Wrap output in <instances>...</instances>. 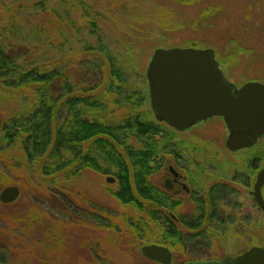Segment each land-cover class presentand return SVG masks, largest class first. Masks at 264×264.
<instances>
[{
    "label": "rangeland",
    "instance_id": "1",
    "mask_svg": "<svg viewBox=\"0 0 264 264\" xmlns=\"http://www.w3.org/2000/svg\"><path fill=\"white\" fill-rule=\"evenodd\" d=\"M219 4L223 6L219 12L198 20L205 9ZM92 18L97 20L95 37L89 25ZM83 39L94 43L105 40L110 55L123 56L125 46L130 47V55L143 74L158 48H213L223 74L232 83L264 84V0H0V41L26 68L61 67L68 81L77 83L81 73L76 66L91 57L83 49ZM107 52L104 50L103 55L108 56ZM96 55L104 62L99 74L105 84L98 91L110 101V111L135 113L126 106L128 103H123V108L113 105L118 96L106 92L109 63L101 54ZM134 77L132 74V85L136 83ZM35 102L32 87L14 89L0 85V194L7 186L18 185L21 191L14 203L0 202V264H159L142 256L144 242L136 239L124 222L118 221V230L98 229L95 223V227L82 226L88 221L81 212L73 211V202L93 198L115 213L144 216L136 207L124 205L114 197L119 186L117 181H107L112 175L88 169L72 179L65 178V172L44 176V160L30 161L22 141L9 146L2 138L6 122L15 115L31 112ZM228 134L225 121L217 116L192 131L178 133L176 141L180 144L175 148L181 155H164L160 171L151 178V183L164 191L165 171L169 167L178 164L186 172L188 183L203 195L198 191L188 196L169 192L183 200L177 209L182 216L198 215V197L206 198L205 212L207 217L211 215L207 192L213 183L203 182L206 178L217 180L224 175L226 185L234 191L219 202L220 220L205 222L203 228L208 233L202 239L195 237L173 250L175 264L220 260L241 254L252 245L264 246V211L250 193L255 176L248 188L233 181L240 177L247 158L258 148L232 153L225 146ZM259 142L264 148V139ZM198 174L200 178L194 180ZM79 194L82 196L75 198ZM81 202L82 206L84 201ZM167 214L173 215L168 211ZM80 222L81 226L77 225ZM149 225L154 233L146 232L148 237L154 243L160 241L158 225L152 221ZM51 233L53 239L49 238Z\"/></svg>",
    "mask_w": 264,
    "mask_h": 264
},
{
    "label": "trees",
    "instance_id": "2",
    "mask_svg": "<svg viewBox=\"0 0 264 264\" xmlns=\"http://www.w3.org/2000/svg\"><path fill=\"white\" fill-rule=\"evenodd\" d=\"M18 1L20 0H14L15 3ZM215 7L205 9L198 20L219 12L223 6L219 4ZM89 25L95 37L98 33L97 20L92 18ZM83 42V49L90 52L91 57L76 66L81 78L77 83H70L66 71L61 67L52 70L46 69L45 65L26 68L0 41V85L14 89L32 87L36 94L32 111L15 115L8 120L2 138L9 146L16 141H22V148L30 161L44 160V176L54 177L57 173L65 172V178L72 179L88 169L101 175L114 176L119 186L113 192L114 197L124 205L136 207L140 214H145L135 218L128 213H115L112 208L99 204L93 198H81L84 201L82 206L81 201L73 202L74 206L70 205L75 213L81 212L83 219L88 221L82 223V226L88 224L95 227V223L98 229L112 230L118 227V230L121 229L118 221H122L126 228L135 233L136 239L144 242V246L159 244L171 248L172 251L177 246L191 242L195 237H203V234L208 233L203 228L205 222L216 218L220 220L219 202L226 191H232V188L219 183L216 190L208 189L207 200L212 203L211 215L207 217L205 212L206 198L198 197L196 202L200 215L184 219L177 212L183 200L174 198L151 183L154 173L161 169L164 155L181 154L175 148L180 144L176 141L179 132L155 118L146 73L143 74L138 68V62L130 55L128 46H125L123 56H119L107 52L109 46L105 40V44L101 39L95 43L85 39ZM104 50L108 56L103 55ZM96 54H101L109 63L106 92L118 96L113 105L123 108V103H128L126 106L135 113L127 115L118 113L117 110L114 111L117 115H125L115 116L113 110L110 111V101L98 91L105 84V80L99 74L104 62ZM132 74L136 79L134 85L131 84ZM107 117L112 119H106ZM257 148L247 158V166L243 169L245 175L242 177L247 180L248 185L264 165V148L259 145ZM80 196L82 195L74 197ZM167 211L174 212L177 218L168 216ZM229 218L232 219L233 215ZM151 221L160 228V241L156 243L146 234L154 233L149 225ZM80 224L81 222L77 225ZM179 225L191 233L184 232ZM49 238L53 239L52 233ZM28 250L31 251V248L28 247Z\"/></svg>",
    "mask_w": 264,
    "mask_h": 264
},
{
    "label": "water",
    "instance_id": "3",
    "mask_svg": "<svg viewBox=\"0 0 264 264\" xmlns=\"http://www.w3.org/2000/svg\"><path fill=\"white\" fill-rule=\"evenodd\" d=\"M147 66L152 110L158 121L179 132L202 125L215 116L222 117L229 134L226 148L245 150L264 138V84L248 82L238 87L220 68L213 48H158ZM171 171L173 169L171 168ZM115 181L110 177L108 182ZM170 180L165 183L169 186ZM264 166L256 177L252 194L264 211ZM19 187H6L0 200L13 203ZM144 257L161 264H174L170 248L145 244ZM188 264H264V247L253 246L239 256L218 260H199Z\"/></svg>",
    "mask_w": 264,
    "mask_h": 264
},
{
    "label": "flooded vegetation",
    "instance_id": "4",
    "mask_svg": "<svg viewBox=\"0 0 264 264\" xmlns=\"http://www.w3.org/2000/svg\"><path fill=\"white\" fill-rule=\"evenodd\" d=\"M216 54V53H215ZM217 55V54H216ZM193 129H194V127H193ZM192 128L190 129V130H187V131H192L193 130ZM198 129H200V128H198ZM264 138H261V140H263ZM260 143V142H259ZM259 143L257 142V144H255L254 146L255 147H257L258 145H259ZM226 146V145H225ZM254 146H252V147H254ZM252 147H249V148H247V149H245L244 151L246 152V150H250ZM227 149V148H226ZM229 150V149H228ZM230 151V150H229ZM238 151H241V150H238ZM230 152H232V151H230ZM232 153H236V152H232ZM178 164H175L173 167L171 166V167H169L168 168V171L166 172L165 171V178H164V182H163V184H164V187H165V191L167 192V193H171V194H179V195H182V194H184V195H187L188 196V194L189 195H191L192 193L195 195V193L194 192H196V191H198L197 189L195 190V189H193V186H192V184H191V182L190 183H188V177H187V174H186V172H184L183 171V169L178 165ZM188 165H190V163H188ZM171 168L173 169V171H171ZM223 170V169H222ZM190 174L192 175V172H190ZM245 175V173H244V171H242V174L240 175V177L237 179V180H233V181H235V182H240V183H244L245 184V186L248 188V183H247V180H245L242 176H244ZM200 174H198L195 178H194V180L196 179V178H200ZM220 178H218L217 180L214 178V177H209V178H206V180L205 181H203V182H209V183H213L212 184V186H210L211 188L210 189H214V190H216L217 188H219V183H222V184H226L225 183V181L223 180V175H222V178H221V176H219ZM167 180H170V183H168L169 184V186L167 187V185L165 184L166 182H167ZM255 180V179H254ZM189 181H190V179H189ZM255 182H256V180H255ZM255 182L253 183V186L252 187H254V184H255ZM194 184V183H193ZM19 187V186H18ZM231 188V187H230ZM253 189V188H252ZM251 189V190H252ZM251 190H250V193H251ZM19 191H20V188H19ZM192 192V193H191ZM234 191L232 190H228V191H226V194H224L223 195V197H228V195L230 194V193H233ZM198 193H199V191H198ZM20 194H21V191H20ZM197 196V195H196ZM0 202H1V200H0ZM2 204H10V203H3L2 202ZM169 212V211H168ZM169 213H172L173 215H172V217L174 218V219H176L177 218V215H174V212H172V211H170ZM198 215H200V213H199V211H198ZM194 216V215H193ZM186 217H191V216H188V215H185V216H183V218L184 219H186ZM201 239H202V237H201ZM263 246V245H262ZM261 246V247H262ZM264 247V246H263ZM242 253V252H241Z\"/></svg>",
    "mask_w": 264,
    "mask_h": 264
}]
</instances>
